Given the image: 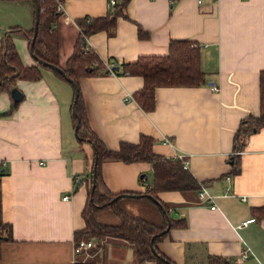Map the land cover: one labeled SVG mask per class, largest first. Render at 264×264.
<instances>
[{
	"label": "crops",
	"instance_id": "crops-1",
	"mask_svg": "<svg viewBox=\"0 0 264 264\" xmlns=\"http://www.w3.org/2000/svg\"><path fill=\"white\" fill-rule=\"evenodd\" d=\"M63 1L65 12L58 23L61 64L72 54L81 35L77 20L85 16L117 14L112 32L87 36L86 44L103 62L165 55L171 39L200 45L205 83L157 86L155 108L145 111L134 98L143 77L106 73L100 65L93 75L78 79L83 110L106 148L117 150L123 142L151 136L156 153L184 154L188 169L214 196L213 202L201 201L200 188L157 193L178 213L172 218L187 223L170 228L157 242L170 260L208 264L209 256H223L233 264H264V126L247 134L242 148H235L241 121L261 112L264 0ZM29 6L25 0H0L7 19L0 24V48L6 31L32 28ZM139 26L148 36L139 35ZM14 41L22 62L34 64L27 39L16 34ZM211 81L219 90L211 88ZM16 87L23 98L13 110L11 94L0 93V163H6L2 167L7 171L1 178L2 218L12 226V238L1 244L0 264H74L75 258L97 264H160L141 260L131 241L93 237L85 230L94 149L75 131L74 90L68 80L43 69L41 79L20 78ZM165 136L173 144L164 143ZM100 172L113 193H144L154 179L148 161L104 160ZM253 217L255 221L243 224ZM80 239L94 244L77 253ZM246 245L253 254L236 261Z\"/></svg>",
	"mask_w": 264,
	"mask_h": 264
},
{
	"label": "trees",
	"instance_id": "trees-1",
	"mask_svg": "<svg viewBox=\"0 0 264 264\" xmlns=\"http://www.w3.org/2000/svg\"><path fill=\"white\" fill-rule=\"evenodd\" d=\"M25 1H28L33 6L35 19L34 0ZM39 2L40 21L36 37H34V25L30 29L15 26L3 35L0 48V93H11L12 88L16 86L17 79H41L43 69H51L63 77L56 70L39 63L37 60H35L34 64L25 65L14 41L16 34H21L27 39L29 50L33 43L32 48L35 56L41 60L61 66L67 75L77 83L81 76L93 75L95 69L100 65L106 70V73L113 71L116 75L142 76L144 85L134 93V98L145 111L155 108V89L157 86H190L206 82V74L201 67V47L197 42L190 39H171L169 51L165 55H143L133 62H123L121 64L113 59L103 62L94 50L90 48L86 49V36H90L100 30L112 32V29L115 27L116 13L99 17L85 16L78 19L77 23L81 35L66 63L61 64L60 34L58 29L61 13L57 10V1L39 0ZM124 7L125 3L119 11L124 12ZM138 33L141 37L148 36V33L141 26L138 28ZM108 65L112 66V70L108 68ZM116 66L119 68L115 69ZM18 103L12 98L11 110L15 109ZM260 105L261 112L258 116H249L241 121L240 127L235 134L236 149L242 148L244 144L243 139L247 134L264 126V69L260 72ZM76 108L81 118L77 136L82 141H88L91 145H95L98 157L96 167L97 185L93 193L90 188L87 199L85 209L87 226L85 230L93 237L114 235L133 242L136 246V253L141 260H155L160 264L173 263L172 260L159 250L157 242L167 234L170 228L174 226H186L187 223L185 218H171V224L168 228V214L173 208L162 201L157 193L167 190L184 191L199 189V181L188 168L183 167V160L181 158L166 157L156 153L153 150L154 139L151 136L142 135L137 143L123 142L117 150L106 148L103 141L88 125L80 91ZM72 116L76 125L77 118L73 112ZM104 160H121L127 163L137 161L150 162L154 169L152 186L144 193L138 192L139 194H143L140 196L128 194L137 192H111L104 186L101 177L100 165ZM94 161L95 153L89 175L91 186L93 183ZM234 162L236 166L237 161ZM6 173L7 171L0 163V248L5 239L12 238V226L4 222L2 218L1 178ZM77 179L78 176L75 178V181ZM120 194L121 196L116 198ZM102 209H110L119 218V223L109 224L97 220L96 213ZM152 242L158 253L154 252ZM162 258L166 261H163ZM74 264H97V262L94 259H76ZM208 264H233V260L223 256H209Z\"/></svg>",
	"mask_w": 264,
	"mask_h": 264
},
{
	"label": "water",
	"instance_id": "water-1",
	"mask_svg": "<svg viewBox=\"0 0 264 264\" xmlns=\"http://www.w3.org/2000/svg\"><path fill=\"white\" fill-rule=\"evenodd\" d=\"M34 3H35L34 37H36L37 32H38L39 21H40V2H39V0H34ZM32 46H33V43L30 46V52H31V54H32V56L34 57L35 60H37L39 63L44 64L45 66L51 67L52 69L56 70L57 72H59L63 77H65L72 84V86L74 88V99H73V104H72V112L77 118V123H76V126H75V131L77 132L78 129H79V126L81 124V118H80V116L78 114V111H77V108H76V103H77L78 98H79V85H78V83L73 78L69 77L67 75L66 71L64 70V68H62L61 66L53 64V63H50V62H47V61H44V60H41L40 58L35 56V54L33 53ZM118 68H119L118 66L115 67V69H118ZM210 84L213 85L214 82L211 81ZM11 98H13V100L19 102L23 98V92L18 87L15 86L11 90ZM92 146H93L94 153H95V161H94V166H93V179H92L93 183H92V187H91V191L93 193L95 188H96V185H97V182H96V167H97V158L98 157H97V148H96V146L95 145H92ZM81 180H82L81 178L78 180V183H77L76 187H78V184L81 182ZM128 194L131 195V196L143 195V194H139V193H134V194L133 193H128ZM120 196H121V194L116 196V198L120 197ZM155 200L157 202H159L156 198H155ZM177 216H178V213L175 210H170V212L168 214V228L170 227V224H171V218L172 217H177ZM152 248H153L154 252H156L155 247L153 245V242H152ZM156 253H158V252H156ZM162 260L166 261L163 258H162ZM171 264H176V263L173 262Z\"/></svg>",
	"mask_w": 264,
	"mask_h": 264
},
{
	"label": "built area",
	"instance_id": "built-area-1",
	"mask_svg": "<svg viewBox=\"0 0 264 264\" xmlns=\"http://www.w3.org/2000/svg\"><path fill=\"white\" fill-rule=\"evenodd\" d=\"M57 1V10L60 13H64L65 12V8H64V1L63 0H56ZM117 0H111V2L113 4L116 3ZM199 2H201L202 0H198ZM85 40H87V36L85 37ZM87 45V44H86ZM89 46H86V49H88ZM108 68H110L112 70V66L108 65ZM112 74H114V72H111ZM116 75V74H115ZM211 88L215 91L219 90V88L216 85H211ZM163 142L164 143H168V144H173V141L170 137L165 136L163 138ZM240 150H236V153H240ZM179 158H181L183 160V167L184 168H188V158H186V156L184 154H180L178 156ZM5 162L3 161L1 163L2 166H5ZM143 181V180H142ZM144 183V181H143ZM64 198H68V196H65ZM199 198L201 201H214V196L207 190L206 186L200 183V189H199ZM212 208H216L217 205L215 203L211 204ZM256 218H250L248 220H246L243 224H247L248 222H252L255 221ZM94 244V241L92 239L90 240H86V239H80L79 241H77L76 245H75V252H79L81 249L83 248H87L90 247ZM251 254H253V250L251 249L250 246L246 245L245 248H243L242 252L236 257V261H243L246 258H248ZM77 258H75L74 262L76 261Z\"/></svg>",
	"mask_w": 264,
	"mask_h": 264
},
{
	"label": "rangeland",
	"instance_id": "rangeland-1",
	"mask_svg": "<svg viewBox=\"0 0 264 264\" xmlns=\"http://www.w3.org/2000/svg\"><path fill=\"white\" fill-rule=\"evenodd\" d=\"M13 10L18 13L16 8H14ZM27 10H28V15L30 16L31 23H32L31 27H33V25H34V10H33V6L32 5L29 6V9H27ZM0 11H1L0 12V24L6 23L7 19H6V16L4 14V11L2 9ZM68 84H69V86L71 88V92H72L73 86H72V84L69 81H68ZM83 144H88V143H87V141H83ZM97 218L100 221H104V222L112 223V224L119 223V221H120L119 218L110 209H103V210L99 211V213L97 215Z\"/></svg>",
	"mask_w": 264,
	"mask_h": 264
}]
</instances>
